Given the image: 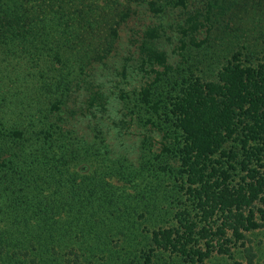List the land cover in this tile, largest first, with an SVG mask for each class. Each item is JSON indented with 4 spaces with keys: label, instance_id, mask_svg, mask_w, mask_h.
I'll return each instance as SVG.
<instances>
[{
    "label": "rangeland",
    "instance_id": "rangeland-1",
    "mask_svg": "<svg viewBox=\"0 0 264 264\" xmlns=\"http://www.w3.org/2000/svg\"><path fill=\"white\" fill-rule=\"evenodd\" d=\"M202 4L200 0H189L186 6L170 7L159 14L151 12L146 4H133L132 15L117 26L118 36L112 47H103L102 30L98 25L92 30L91 41L80 32L74 38L73 48L82 53L83 49L90 47L91 51L83 64L74 62L76 66L68 72L71 79L68 87L58 85L62 80V70L57 59L41 53L24 55L12 52L0 44V191H8V194H3L4 199L8 198L4 204L5 217L12 209L10 194L24 187L21 180L17 181L20 184L12 187L3 180L8 175L6 172L10 171L3 167L9 156L23 155L28 161H35L33 166L50 157L55 159L62 176L56 172L55 166L51 168L49 162L40 172L44 175L42 181H46L42 187L44 193L56 198L58 194L55 191L61 188L60 199L77 200L81 205L78 213L101 209L99 218L102 222L88 224L85 232L104 230L111 236L117 232L129 234L133 231L140 242L138 247L156 236L160 243L167 242L168 246L167 249L155 250L150 256L151 264H232L234 259L246 260L242 247L233 248L234 259L219 251L220 246L216 242L231 235L233 230L227 227L229 230L222 234L219 228L224 221L223 212L216 208L210 215L198 205L200 200L189 191L186 174L183 175L185 181H182L178 156L164 150L163 144L172 142L166 135V128L162 130L158 125L164 124L165 114H161V118L150 114L139 96L141 87L148 83L158 87V98L163 100L162 110L166 113L171 100L182 95V99L195 105L190 118L196 121V113V118L203 117V121H207L205 128L214 131L211 147L219 143L218 108L237 106L238 101L232 97L240 87H231L215 75L222 68L224 71L232 67L229 72L245 70L249 64L244 53L239 57L242 65L237 68V63L230 60L237 47L229 54L228 49L224 50L234 35L202 29L192 40L185 34L183 29L187 27V18L200 10ZM262 5L264 10V0ZM254 19L255 26L245 17L244 31L239 30L238 33L242 35L239 38L242 41L258 39V51L261 52L256 54L255 59L258 60H253V64L261 68L264 66V36H260L259 29L264 17ZM228 23L217 27L227 32L236 26L230 21ZM148 33L155 35L150 37ZM197 42L199 44H195ZM102 47L105 48L104 53L100 52ZM148 50L164 53L167 67L155 60L151 63ZM230 61L231 65L228 64ZM245 75L249 79L248 74ZM188 83H195V86ZM97 89L106 97L105 106L90 112L86 102L89 94ZM56 100L60 109L52 104ZM252 101L264 106L261 95ZM251 106L252 103L248 102L244 110L237 109L242 120H248L244 112ZM211 110L212 114H209ZM257 118L261 121L264 115ZM198 121L196 127L200 130ZM246 133L251 132L243 131L241 125L234 134L225 133L228 137L231 135L220 148L226 150V154L216 151L213 158L217 161L214 165L227 169L230 176L225 180L221 173H217L210 180L211 183L216 179L219 183L225 181L242 194L249 195L247 183L252 181L249 168L264 171V136L257 139H263L262 150L257 153L252 149L259 146L253 139L247 150L255 151V154L246 155L247 151L238 137L245 139ZM230 163L234 166L231 167ZM22 164L19 163L21 168ZM25 167L29 170L30 164ZM210 171L208 168L207 173ZM201 185L197 182L192 186L200 188ZM104 201H112L113 204L104 208ZM205 201L202 204H207ZM252 207L255 218L260 221L262 214L259 208L264 209V202L257 199L251 206H244L242 211L248 215ZM179 212H184L183 223H193V237L185 234L184 225L177 217ZM62 215L67 217L63 212ZM126 219L130 220L127 222ZM10 228L5 222L0 224V231ZM240 230L247 236L245 241L250 243L251 240L250 244L256 250V264H264V226L251 231ZM111 239L113 237L108 239L109 248L116 249ZM240 243L238 241L237 246ZM156 246L160 245L157 243ZM148 247L147 244L145 248ZM181 248L188 254H183ZM145 262L146 258H142L136 263Z\"/></svg>",
    "mask_w": 264,
    "mask_h": 264
},
{
    "label": "trees",
    "instance_id": "trees-1",
    "mask_svg": "<svg viewBox=\"0 0 264 264\" xmlns=\"http://www.w3.org/2000/svg\"><path fill=\"white\" fill-rule=\"evenodd\" d=\"M188 1L0 0V44L12 52L24 55L41 53L49 55L54 60L57 59L61 62L60 69L62 70V80L58 85L68 87L71 84L68 72L71 71V67L76 66L74 62H79L78 65L83 64L91 51L90 47L83 49L82 53L73 48L74 38L79 36L80 32L86 34V37L91 41L92 30L96 28L95 25H98V29L102 30L100 38L104 41L103 47L104 45L112 47L118 36L117 26L132 15L133 4H146L151 12L159 14L170 7L186 6ZM200 1L203 3L202 8L197 9L195 14L187 18V27L183 29L185 34L190 35L192 40H195L196 34L200 33L202 29H206L207 32L220 31L222 34L234 35L230 38L229 47L226 45L224 50L228 49L227 53L229 54L237 47L235 52L232 51L230 57V60L237 63V68L242 65L239 57L244 53L249 64L245 70L238 69L229 72L228 70L232 67H228L224 72L222 68L215 75L217 79L226 81L231 87H240L232 97L233 100L238 101V103L234 102L237 106L232 104L233 106H226L224 109L218 108L220 109L219 143H216L215 147H211L214 131L206 129L207 121H203V117L196 118L195 113L196 121L200 120L197 123H199L201 131L196 127V121L190 118L195 105H191L190 100L182 99V95L175 96L174 100H171L170 108L165 113L162 110L163 100L158 98V87H153L151 83H148L139 91L140 101L147 107L150 114L157 115L159 118H161V114H165L164 124L158 125L162 130L166 128V135L172 142L169 145L165 142L164 150L178 156L182 181H185L183 175L186 174V181L189 180L190 183L189 191L200 200L198 205L210 215L216 208L223 212L224 221L219 228L222 234H226V230H233L231 235H226L223 240L216 242L220 246L219 251L230 259H234L233 248L242 247L246 260L234 259L232 264H256V250L250 244L251 240H249L250 243L245 241L247 236L240 229L251 231L264 226L263 208H259L262 214L260 221L255 218L253 207L249 210L248 215L242 211L244 206H251L257 199L264 202V196L261 195L264 193V171L260 172L256 168H249V176L252 180L247 183L249 195L242 194L236 187L225 181L219 183L216 179L211 183L210 177L221 173L225 180L229 178L230 173L227 169H220L214 165L217 161L213 158V154L216 151L222 155L226 154V150L220 148L226 142V138H231V135L238 131L239 125L243 127V131L251 132L246 133L245 139L238 136L247 151L246 155L255 154V151L247 150L250 140L256 141L259 136H264V118L261 121L257 118L260 114L264 115V106H259L258 101H252L255 96L264 97V66L260 68V65L253 64V60H258L255 59L256 54L261 52L258 51V39L242 41L239 40L242 35L238 33L239 30L244 31L245 17L254 26V17H264L263 0ZM229 21L232 25H236L231 27L230 31L226 32L217 27L221 24L229 25ZM101 25L103 27L100 28ZM247 32L249 33V31ZM259 32L263 37L264 23L260 24ZM148 35L154 37L155 34L148 33ZM222 40L225 38L223 37ZM103 47L100 50L101 53L105 52ZM148 56L151 63L155 60V62L166 66L164 53L148 50ZM231 62L228 64L231 65ZM246 73L249 79H247ZM186 83L183 84L186 85ZM188 84L195 86V83ZM57 102L59 101L56 100L52 104L55 108L60 109ZM105 102V95L99 89L94 90L88 96L87 109L90 112L96 108L103 109ZM248 102L252 103V106L244 112L248 120H242L237 109L244 110L245 104ZM208 112L212 114V110ZM226 132L231 135L226 136ZM262 140H257L256 143H259V146L252 148L256 149L257 153L262 150ZM217 144H219L218 147ZM23 157V155L12 154L9 158L6 157L8 158L7 164L3 165L4 168L10 169L9 172H6L8 175L3 180L10 187L20 184L17 181L21 180L24 187L21 190L15 189L10 194L12 209L7 217H5L7 211L4 204L7 203L8 198L4 199L3 196L8 194V191L5 193V189L0 191V224L5 222L11 227L7 231H0V264H137V260L142 258H146V264H151L150 256L156 249H167L168 243L162 241L160 243V239L156 236L144 246L138 247L140 242L136 240L137 234H134L133 231H130L129 234L117 232L111 236L104 230L85 232V227L88 224L95 225L102 222L99 218L101 209L96 208L88 213H84L82 210L78 213V208L81 205L77 200L64 201L60 199L61 188H57L55 191L58 194L56 198L46 195L42 188L46 181H42L44 175L40 172L49 162L51 168L55 166L56 169H54L57 172L55 159L49 157L46 161L33 166L34 160L28 161ZM19 163H23L24 166L22 164L21 168ZM29 164L30 169L28 170L25 166H29ZM242 164L244 166V161ZM230 166L234 165L230 163ZM208 168H211L209 173H207ZM58 173L62 176L61 172L58 171ZM197 182L202 183L200 188L192 186ZM205 199L207 204H202ZM112 204V201H104L103 206L107 208ZM85 205L87 206V204ZM235 205L236 207H234ZM62 212L64 215L67 214V217H64ZM182 214L184 215V212L177 213L180 224L185 220ZM118 220L120 219L118 218ZM129 220L126 219L127 222ZM183 225L185 234L190 238L193 237V223L185 222ZM109 237H113L111 241H113L114 247H117L116 249L109 248ZM238 241H241L239 246H237ZM156 242L160 246H156ZM147 244L149 247L145 248ZM181 249L183 254H188L185 249Z\"/></svg>",
    "mask_w": 264,
    "mask_h": 264
}]
</instances>
